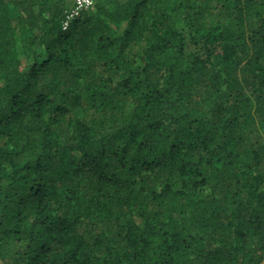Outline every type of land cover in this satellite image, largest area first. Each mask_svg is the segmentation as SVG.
<instances>
[{
    "label": "trees",
    "instance_id": "obj_1",
    "mask_svg": "<svg viewBox=\"0 0 264 264\" xmlns=\"http://www.w3.org/2000/svg\"><path fill=\"white\" fill-rule=\"evenodd\" d=\"M0 0V264H264V0Z\"/></svg>",
    "mask_w": 264,
    "mask_h": 264
},
{
    "label": "built area",
    "instance_id": "obj_2",
    "mask_svg": "<svg viewBox=\"0 0 264 264\" xmlns=\"http://www.w3.org/2000/svg\"><path fill=\"white\" fill-rule=\"evenodd\" d=\"M103 1L107 0H75L73 6L66 11V20L63 23V30L68 29L70 23L78 18L83 12Z\"/></svg>",
    "mask_w": 264,
    "mask_h": 264
},
{
    "label": "crops",
    "instance_id": "obj_3",
    "mask_svg": "<svg viewBox=\"0 0 264 264\" xmlns=\"http://www.w3.org/2000/svg\"><path fill=\"white\" fill-rule=\"evenodd\" d=\"M74 1H75V0H69V4H70L69 6H70V7H72V6H73V4H74Z\"/></svg>",
    "mask_w": 264,
    "mask_h": 264
}]
</instances>
